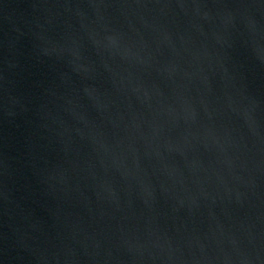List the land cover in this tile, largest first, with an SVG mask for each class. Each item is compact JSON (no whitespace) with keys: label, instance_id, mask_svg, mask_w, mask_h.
Masks as SVG:
<instances>
[{"label":"water","instance_id":"obj_1","mask_svg":"<svg viewBox=\"0 0 264 264\" xmlns=\"http://www.w3.org/2000/svg\"><path fill=\"white\" fill-rule=\"evenodd\" d=\"M0 264H264V0H0Z\"/></svg>","mask_w":264,"mask_h":264}]
</instances>
